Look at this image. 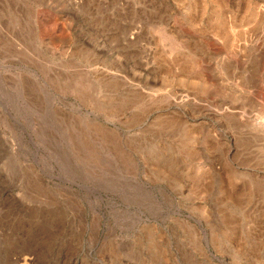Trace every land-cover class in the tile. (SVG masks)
<instances>
[{
  "label": "rangeland",
  "instance_id": "374dc122",
  "mask_svg": "<svg viewBox=\"0 0 264 264\" xmlns=\"http://www.w3.org/2000/svg\"><path fill=\"white\" fill-rule=\"evenodd\" d=\"M0 264H264V0H0Z\"/></svg>",
  "mask_w": 264,
  "mask_h": 264
},
{
  "label": "bare ground",
  "instance_id": "6f19581e",
  "mask_svg": "<svg viewBox=\"0 0 264 264\" xmlns=\"http://www.w3.org/2000/svg\"><path fill=\"white\" fill-rule=\"evenodd\" d=\"M184 44H185V49H187V46H188V37L186 38V37H184ZM188 51V50H187ZM186 60V59H185ZM189 60V59H188ZM185 64V63H184ZM186 65V64H185ZM185 96H187V95H185ZM186 98V101H187V97H185ZM186 101H184V105L186 104ZM186 107V106H185ZM224 109V108H223ZM227 110V109H226ZM31 172V171H30ZM32 175V179L34 180V184H35V181H37V183L38 184H40L39 186H40V190H42L43 189V193L47 196V197H53L54 196V192L51 190L52 188H50L48 185H46L45 183H43V181H42V179L38 176V175H36L34 172H33V170H32V173H31ZM228 175V174H227ZM36 185V184H35ZM37 187H38V185H36ZM233 190V189H232ZM37 192V191H36ZM44 196V195H43ZM228 197V196H227ZM55 198V197H54ZM53 199V198H52ZM51 199V200H52ZM49 200V199H48Z\"/></svg>",
  "mask_w": 264,
  "mask_h": 264
}]
</instances>
